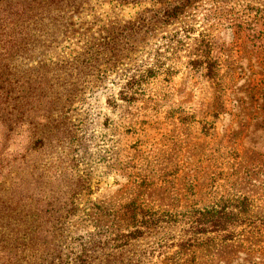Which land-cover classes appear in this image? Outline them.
I'll use <instances>...</instances> for the list:
<instances>
[{"label":"rangeland","instance_id":"1","mask_svg":"<svg viewBox=\"0 0 264 264\" xmlns=\"http://www.w3.org/2000/svg\"><path fill=\"white\" fill-rule=\"evenodd\" d=\"M0 69L54 117L0 155L48 246L29 264L126 232L127 207L161 221L116 264H264V0H0ZM211 208L235 225L185 245Z\"/></svg>","mask_w":264,"mask_h":264},{"label":"trees","instance_id":"2","mask_svg":"<svg viewBox=\"0 0 264 264\" xmlns=\"http://www.w3.org/2000/svg\"><path fill=\"white\" fill-rule=\"evenodd\" d=\"M195 64L198 65L199 61ZM209 70L212 74L211 68ZM2 71L0 69V125L4 130H0V135L4 139L0 141V155L6 149L7 139L18 129L25 130L30 143L34 145L52 130L54 122L52 109H43L42 81L16 74H11V78L4 77ZM18 196L6 191L0 194V264H29L30 257H36L42 246L48 250L46 242L41 241L43 229L39 224L29 221L31 209L25 208L21 195ZM125 214L129 218L126 232L118 227L110 235H97L89 244L74 238L64 249L59 244L57 250H52L59 257H67L65 263L61 264H116L126 247L144 238L147 233H156L161 221L160 216H155L153 225L148 224L143 215L139 217L137 210L130 207L125 209ZM237 219L232 211L227 210L211 208L196 211L188 225L191 235L183 239L185 245L200 242L203 234L226 230L230 225H235ZM262 228L264 230V221Z\"/></svg>","mask_w":264,"mask_h":264}]
</instances>
